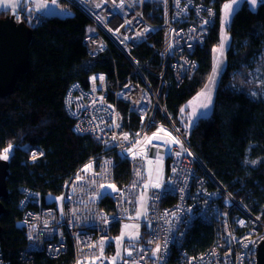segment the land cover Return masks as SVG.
Here are the masks:
<instances>
[{
  "label": "built area",
  "instance_id": "obj_1",
  "mask_svg": "<svg viewBox=\"0 0 264 264\" xmlns=\"http://www.w3.org/2000/svg\"><path fill=\"white\" fill-rule=\"evenodd\" d=\"M63 1L68 12L75 7L90 19L93 29L83 38L88 56L108 54L113 62L112 75L92 71L86 83H71L64 97L73 133L92 137L103 152L76 167L59 194L60 205L53 199L55 194L44 196L21 186L23 216L17 226L24 228L27 237L20 256L23 263L36 264L38 252L57 258L72 248V262L58 264H112L107 255L112 229L127 224L136 214L147 177L146 159L152 157L163 159L167 168L160 187L149 191L147 233L132 246L131 255L124 254L115 264H257L264 220L217 179L166 108L169 73L177 86L192 78L199 64L195 51L207 42L217 22L219 0ZM147 4L159 10V21L147 17ZM26 15L32 27L45 18L37 9ZM111 43L131 63L132 70L124 77L119 75ZM146 44L152 52L141 60L134 51ZM121 103L139 118L134 130L127 126ZM153 133L161 139L149 142ZM121 160L128 163L129 179L113 193L115 208L108 211L103 188L117 185ZM89 164L92 167L85 171ZM198 224L212 229V241L207 248L194 251L190 237ZM157 245L161 251L153 255ZM0 264H13L5 258L1 240Z\"/></svg>",
  "mask_w": 264,
  "mask_h": 264
},
{
  "label": "trees",
  "instance_id": "obj_2",
  "mask_svg": "<svg viewBox=\"0 0 264 264\" xmlns=\"http://www.w3.org/2000/svg\"><path fill=\"white\" fill-rule=\"evenodd\" d=\"M224 1H218L217 22L207 42L195 51L199 64L192 78L177 86L169 73L166 108L177 125L182 126L179 119L182 105L203 89L212 74L213 47L221 41ZM145 10L149 19L159 21L156 6L147 4ZM20 11L18 21L24 19L31 26L27 8ZM11 14L0 9V16ZM90 24L87 15L75 7L64 16L45 14L42 23L33 27L27 71L17 79L11 94L0 96V155L10 148L9 195L3 198L0 240L5 258L13 264H24L20 256L27 244L24 228L17 226L23 216L19 204L21 186L32 187L44 196L59 195L76 167L103 152L92 137L73 133V119L64 102L71 83H86L92 71L105 70L111 75L114 72L108 54L99 58L88 56L83 38ZM229 32L232 41L227 49L228 64L217 88L215 109L195 123L187 138L217 179L233 194L242 196L264 220V97L255 98L251 94L257 85L250 79L264 56V3L254 11L245 1L233 15ZM112 50L119 75L124 77L132 70L131 63L114 43ZM151 52L146 44L136 48L134 54L146 60ZM120 106L127 126L137 128L139 118L124 103ZM117 177L119 191L129 179L127 161H119ZM102 200L108 211L114 210L113 193H106ZM119 229L115 225L112 233L117 234ZM192 230L190 241L196 245L194 251L207 248L212 241V229L198 224ZM142 232L143 236L147 233L146 227ZM112 248L110 242L107 252ZM36 258V264H58L72 262L74 257L70 248L61 257L50 258L45 252H38Z\"/></svg>",
  "mask_w": 264,
  "mask_h": 264
},
{
  "label": "rangeland",
  "instance_id": "obj_3",
  "mask_svg": "<svg viewBox=\"0 0 264 264\" xmlns=\"http://www.w3.org/2000/svg\"><path fill=\"white\" fill-rule=\"evenodd\" d=\"M247 2L248 5H250L252 10H256L259 7V4L261 3V0H257V3L253 5L251 3V0H235L233 3V0H226L222 4V11H221V25H220V43L215 45L213 47V70L212 74L210 75V78L214 81L213 83H210V78L203 87L201 91L196 93L192 99L185 102L179 114V119L181 120L182 126L178 125L182 132H184L186 135L191 131L195 123H197L201 118L204 116H209L213 113L215 107V99H216V92L217 88L219 86V82L221 80V77L223 75V71L225 70L228 62H227V49L229 48L231 44V34L229 32V26L233 20V15L243 6L244 2ZM16 7L14 9L8 7H0V9L7 10L10 13L18 15L22 9H26L27 5V12L33 10V8H37L38 11L43 12L46 15H67L69 12L67 11V5L66 2H61L60 0H15ZM27 3V4H26ZM64 3V4H63ZM226 3H233V9L230 14V17L228 21L226 22L224 20V5ZM20 15V14H19ZM151 20V19H150ZM93 27L90 25L87 27L85 32H88L92 30ZM226 34L228 36V39L226 41H223V56H220V63L217 64V57L219 56V53L216 51L221 43H222V35ZM215 70V76H213V71ZM250 79L256 83L257 88L252 89L251 94L255 98H259V96L264 97V56L261 58V63L259 64L258 68H256L254 71H252ZM210 91L211 94V103L208 105L207 108L202 107L201 105L203 103H206L204 97L199 96L202 92H208ZM199 97V99H198ZM10 150V148H8ZM146 181L143 185V188L141 190V195L139 196L138 200V208L136 214L133 216L130 222L127 223L130 227L128 229H125V225H121L119 231L117 234H113L110 240H108V243L112 242L113 248L110 249L109 252H107V255L110 257V263H112V258L116 257V260L118 258H121L123 254H127L129 251H131L133 248L132 246L136 244L138 241L142 239L144 229V223L147 218V212H148V203H149V191L154 187L156 183H159L161 185L164 174L166 172V164L164 160L158 159L154 160V158L146 159ZM147 185V187H145ZM115 189L118 190L117 186H114ZM105 193H114V191L111 187L104 186ZM53 199L58 202L60 205V195H53ZM139 213V215H138ZM139 233L138 239H129L127 233ZM124 236L123 240H120L121 236ZM117 253L120 255L118 256Z\"/></svg>",
  "mask_w": 264,
  "mask_h": 264
},
{
  "label": "water",
  "instance_id": "obj_4",
  "mask_svg": "<svg viewBox=\"0 0 264 264\" xmlns=\"http://www.w3.org/2000/svg\"><path fill=\"white\" fill-rule=\"evenodd\" d=\"M33 27L26 21H18L17 15L0 16V96L11 94L17 79L30 65V45ZM9 159H0V215L5 211L3 198H7ZM1 232V227H0ZM257 264H264V240L258 247Z\"/></svg>",
  "mask_w": 264,
  "mask_h": 264
},
{
  "label": "snow or ice",
  "instance_id": "obj_5",
  "mask_svg": "<svg viewBox=\"0 0 264 264\" xmlns=\"http://www.w3.org/2000/svg\"><path fill=\"white\" fill-rule=\"evenodd\" d=\"M178 2H179V0H177V3ZM234 2H235V0H233V3ZM233 3H226L224 5V20L226 22L228 21V19L230 17V14L232 12ZM251 3L253 5H255L257 3V0H251ZM261 3H264V0H261ZM16 6L17 5H16L15 0H0V7H5V8L10 7L12 9H14ZM205 23H207V22H205ZM227 39H228V36L226 34L222 35V43H221L220 47L216 50L219 53V56L217 57V64L220 63L219 57L220 56H223V46H224L223 45V41H226ZM215 74L216 73H215V70H214L213 71V76H215ZM92 79H93V81H95L96 80V77H93ZM103 79L104 78L101 76L100 77V80L103 81ZM213 82L214 81L212 80V78H210V83H213ZM199 96H202V97L205 98V100L207 102L206 103H203L201 106L204 107V108H207L208 105L211 103V94H210V91H208V92H202V93L199 94ZM198 99H199V97H198ZM181 111H183V109ZM161 131H163V129H161ZM167 135L168 136H171V133H167ZM124 138L127 139V134H125V137ZM113 139H115V137H113ZM147 139H149V142H150L151 139H161V137L159 136L158 133H153V137L152 138H147ZM172 142H174L176 144H179L181 146V148L183 149L182 142L179 139H177L176 137H172ZM9 147H11V146H9ZM183 151H187V149H183ZM8 153H9V149H5L4 152H3V154L0 155V158L5 159V160L8 159ZM177 155H180V153H177ZM33 158L34 159L36 158L35 157V154H33ZM91 167H92L91 164L86 165V167H85L84 170L87 171ZM109 187H111L114 191H117V189H115V187L113 185H109ZM145 187H147V185H145ZM154 187H157V188L160 187L159 183H156L154 185ZM60 199H63V198L61 197ZM138 215H139V213H138ZM173 215H175V214L173 213ZM240 223L243 224V221H241ZM129 227H130L129 225H127V224L125 225V229H128ZM127 235H128V238L129 239H138L139 238V233L138 232H136V233H127ZM123 239H124V236L122 235L120 237V240H123ZM103 243H104L103 240H101L100 241V253H101V255L103 254ZM160 251H161V246L160 245H157L156 249L153 252V255H155L156 253H158ZM131 254H132L131 251H129L128 252V255H131ZM117 255L119 256L120 254L117 253ZM115 261H116V257H113L112 258V264H115Z\"/></svg>",
  "mask_w": 264,
  "mask_h": 264
},
{
  "label": "crops",
  "instance_id": "obj_6",
  "mask_svg": "<svg viewBox=\"0 0 264 264\" xmlns=\"http://www.w3.org/2000/svg\"><path fill=\"white\" fill-rule=\"evenodd\" d=\"M26 4H27V3H26ZM28 5H29V4H28ZM28 5H27V8H28ZM33 9H37V8H33ZM123 256H124V254H123ZM123 256H122V257H123ZM122 257H121V258H122ZM121 258H118L117 260H119V259H121Z\"/></svg>",
  "mask_w": 264,
  "mask_h": 264
}]
</instances>
